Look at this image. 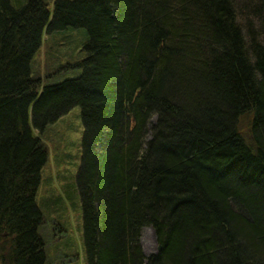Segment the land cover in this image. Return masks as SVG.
Wrapping results in <instances>:
<instances>
[{
	"label": "trees",
	"instance_id": "obj_1",
	"mask_svg": "<svg viewBox=\"0 0 264 264\" xmlns=\"http://www.w3.org/2000/svg\"><path fill=\"white\" fill-rule=\"evenodd\" d=\"M14 1L0 0V264H49L42 136L76 106L86 264H264V0ZM72 30L81 74L43 83L44 36Z\"/></svg>",
	"mask_w": 264,
	"mask_h": 264
},
{
	"label": "rangeland",
	"instance_id": "obj_2",
	"mask_svg": "<svg viewBox=\"0 0 264 264\" xmlns=\"http://www.w3.org/2000/svg\"><path fill=\"white\" fill-rule=\"evenodd\" d=\"M12 1L16 5L15 1ZM45 2L51 10L54 0ZM86 41L84 30L65 32L63 37L45 35L42 46L33 59L32 74L41 76L43 83H56L78 77L82 72L81 68L69 66L86 56L83 50ZM83 131L80 108L76 106L42 136L47 145L48 160L42 170L36 201L43 213L44 225L48 232L46 241H49V264L87 262L83 241L82 206L76 183L82 158ZM144 230L145 236H149V243L145 248L140 238L139 242L148 258L156 253L158 245L149 226L142 228L141 232ZM42 233L46 235L45 231Z\"/></svg>",
	"mask_w": 264,
	"mask_h": 264
},
{
	"label": "bare ground",
	"instance_id": "obj_3",
	"mask_svg": "<svg viewBox=\"0 0 264 264\" xmlns=\"http://www.w3.org/2000/svg\"><path fill=\"white\" fill-rule=\"evenodd\" d=\"M149 229L151 230V233H152V237H154L153 235V230L152 228L149 227ZM149 236H145V230L141 232V237H140V242L142 244L143 247L146 248V246L148 245L149 243Z\"/></svg>",
	"mask_w": 264,
	"mask_h": 264
},
{
	"label": "water",
	"instance_id": "obj_4",
	"mask_svg": "<svg viewBox=\"0 0 264 264\" xmlns=\"http://www.w3.org/2000/svg\"><path fill=\"white\" fill-rule=\"evenodd\" d=\"M159 249H160V246L157 247V250H159Z\"/></svg>",
	"mask_w": 264,
	"mask_h": 264
}]
</instances>
